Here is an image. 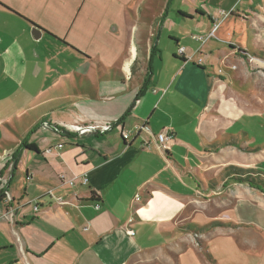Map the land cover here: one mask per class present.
<instances>
[{"label": "crops", "instance_id": "0c3cea01", "mask_svg": "<svg viewBox=\"0 0 264 264\" xmlns=\"http://www.w3.org/2000/svg\"><path fill=\"white\" fill-rule=\"evenodd\" d=\"M35 1L0 0V77L5 75V58L12 44L25 40L23 53L30 48L31 54L38 40L52 37L41 23L50 16L49 8L45 14V7L40 5L42 14L35 17L31 9ZM174 1L163 0L162 9L154 16H142L141 10L140 16L134 10L131 16H116L107 36L99 33L101 50L93 57L73 49L88 62H96L97 71L94 78L83 74L70 78L69 90L62 91L64 99L52 98L51 113L60 109L59 101H63L71 124L59 126L54 116L49 120L42 116L41 121L64 129V135L79 137L72 148H58L54 164H47L50 172L36 176L35 172L29 175L28 170L29 180H12L15 151L38 124L21 128L24 137L10 150L0 149V264H264V192L230 173L236 167L256 171L264 178V169H259L264 165H257L263 157L250 155L248 149L236 146L238 141L228 140L222 145L219 137L201 147L187 137V141L181 139L188 134L180 135L178 129L180 137L176 139L175 134L164 146L172 148L180 141L190 153L204 159L192 167L198 168L195 181L185 182L163 167L160 154L149 152L150 133L145 121L155 106L162 107L167 115L165 104L172 89L178 94L186 85L198 97L195 91L202 77L206 79V96H200L187 112L201 119L207 113L214 132H220L216 131L217 119L224 118L225 123L250 119L252 134L264 135V59L256 55L264 32V0H193L191 3L198 4L192 12L178 11L180 24L167 36L175 45L163 51L161 58L160 96L144 101L152 83L150 79L145 87L146 78L153 75L149 69L158 53L162 55L157 48V28L166 26L164 18ZM125 6L130 4L122 8ZM141 17L146 23L144 29L136 24ZM59 18L66 24L68 17ZM97 19L84 16L77 24L109 23V19ZM34 26L42 30L41 34ZM212 33L206 42L200 41ZM61 38L55 40L71 48L64 41L67 38ZM180 48H185L184 55ZM203 54L206 60L200 57ZM236 61L243 67L237 73L230 68ZM137 63L141 67L136 74ZM216 68L225 71L223 79L210 77ZM185 75L191 79H184ZM226 77L232 82L231 91L224 85ZM232 96L239 98L238 105L230 106ZM80 100L87 101L85 104L94 101L102 110L100 117L88 114L90 106L78 107ZM140 107L139 115L132 113ZM67 126L91 130L79 136ZM240 126L249 129L248 134L247 124ZM190 127L199 134L197 126ZM28 143L39 153L36 143ZM156 143L161 149L157 139ZM29 153L38 154L23 148L18 157ZM62 175L67 180L86 175L89 184L72 186L60 180ZM196 190L201 195L196 196Z\"/></svg>", "mask_w": 264, "mask_h": 264}, {"label": "rangeland", "instance_id": "374dc122", "mask_svg": "<svg viewBox=\"0 0 264 264\" xmlns=\"http://www.w3.org/2000/svg\"><path fill=\"white\" fill-rule=\"evenodd\" d=\"M192 1L193 0H175L167 9V15L164 18V22L166 20V26L163 28V25L161 26L160 24V27L157 28V48L159 51H162V55L160 52L157 57L154 58L155 60L152 66L153 75L151 77L152 83L146 92V97L143 99L144 101H148V99H151L152 96L155 95L160 96L161 87L159 86V80L161 72L163 73V70H161V58L164 54L163 51L167 52L168 48L171 49L172 46L174 47L175 45L168 42V33H174L180 24L177 20L178 11L192 12V9H194L192 7L198 4L197 2L194 5L191 3ZM48 2H46V0L35 1L32 3L34 7L31 9L34 11L33 13L36 15L35 17H37L40 13V5L45 7V14L49 8L50 16L41 23L45 25L46 28L44 29L46 32L52 34V37L44 36L38 40L37 44L33 46L34 51L31 54L30 48L28 49L29 52H25V54L23 53L22 48L26 47L25 40L12 44V49L5 58V60L7 59L6 65H4V67H6L5 75H1L0 77V149L5 151L10 150L17 143H20L22 137H24L23 129H26V127H29L28 129L33 128L35 127V124H38L34 130L32 129L33 131L31 130L32 132L28 133V140L38 145L39 153L24 154L20 158H17L16 171L12 178L13 181L18 180V178L23 182L26 179L29 180L30 178L26 177L28 170L29 175H32L35 172L36 176H41L44 172H50V167L47 164H54L52 163V159L57 156L56 151L59 150L57 145L61 144L66 149L72 148L71 145H77L78 143L77 140L79 137L71 138V136L58 133L53 128L49 129L43 127L42 123L46 120L41 121L43 117H46V119L49 120L50 117L54 116L56 118V123L59 126L67 125V123L70 122L68 120L70 116H68V114H70L68 107L62 104L63 101H59L61 108L55 110V113H51L50 110L54 109L53 107H50L51 102H53L52 98L58 97L59 99H64L62 91L63 88L69 90L67 85L69 86L68 80L70 78L76 79L79 74L88 75L90 78L95 77L97 71L95 68L96 62H88L78 55V53L74 52L73 49L88 52L90 53V55H88L93 57L91 55L101 50L99 46V38H101L99 33H103L104 36H107L106 31L109 30L108 27H112V22L116 16L121 17L126 13L131 16V10L137 12L138 16H140V10L142 16H154L158 14L163 5V0H49ZM205 2H207V0H205ZM133 3L135 4V7L131 5ZM126 4H130V7L125 6L122 8V6ZM19 5H23V3L20 2ZM24 6H21L20 8L25 9ZM60 16L68 17L66 24L62 22L64 20L59 18ZM84 16H91L92 19L102 17L104 20L109 19V23L98 25L96 24L97 22L95 23L92 21L93 23L90 24L84 22L77 24L80 18ZM144 21L145 20L141 17L140 24L138 25V23H136L137 26L144 29L146 27ZM195 35L197 36L199 33H196ZM53 36H55V38L66 37L67 40L64 41L71 45L72 49L65 46L62 42L55 40ZM259 41L261 43V48L256 55L261 59H264V32L259 38ZM20 46L21 49L18 48ZM168 53L171 55L170 51H168ZM169 55L166 57L167 60H169ZM200 57H202L203 60H206L204 54ZM0 64H3V61H0ZM138 67H141V64L140 66L139 63L136 64L134 69V73L136 74L137 69H139ZM230 68L233 71L235 70L234 72L243 70L239 61L232 64ZM39 69H42V72H38ZM223 73H225L223 69L216 68V70L210 73V77L221 78ZM241 73L244 74V72ZM110 75L112 77V73H110ZM163 78L165 79V75H163ZM186 78L191 79V77L185 75L184 79ZM178 80L180 79L178 78ZM203 80L204 84H202ZM205 80V78L203 79L202 77H199L195 91L197 92L198 97L195 95L194 90L186 85L179 90L178 94H175V92H173L174 89H172L170 93L173 97L171 96V99L168 98L165 104L167 115L164 113L162 107L155 106L145 120H148V126L146 129H148L147 131L150 133L149 152H151L152 155L155 153L160 154L159 156L163 167L174 172L178 177H182L185 182L195 181L194 175H197L198 168L192 167H195L198 164L201 165L204 159L190 153L186 144L180 141H178L176 145H173L174 147L172 146V148H170L171 146L167 148V144L166 146L160 145L161 149H159L156 139L160 133L169 132L172 134L171 142L174 140L175 134V138L177 139L182 133H187L188 135H182L181 139L187 141L188 138L190 141L201 145V147H203L202 143H206L205 141L210 139L211 142H213L218 137V142L222 145L228 140L233 143L238 141L236 146H242L244 149L250 151V155H260L264 159V135L259 136L257 134H252L250 124L253 120L229 119L226 120L225 123L224 118H220L217 119L219 125L216 129V131L220 132H214L210 128L207 113H205L203 119H201L193 116L195 114L187 112V108L197 105L200 96L201 98L202 96L205 98ZM225 80L226 83H224V85L228 91L233 90V87L232 89L230 87L232 86V82L230 83L229 81L230 78L226 77ZM84 102L87 101H77L76 105H78V107L83 105L90 106V109L86 110L89 112L87 113L94 118L100 117L99 115L102 114V110L96 106L97 104L94 101H88L90 102L88 104H85ZM238 103L239 98L232 96L230 106L238 105ZM142 108L143 107L136 108L132 113L136 112L139 115V113L142 112ZM193 109L195 110L196 108ZM182 114L184 116H182ZM224 124L228 125L225 126ZM241 124H247L250 128L248 134H246V131L249 129L246 130L245 127L242 129L240 126ZM51 125H53V123ZM186 125H188L189 128H186ZM190 126H197L199 134L195 133L193 130L195 128ZM67 128L73 129L74 127L67 126ZM178 129L180 130V135L179 133H176ZM89 130L91 129L89 128ZM215 133L218 134L215 135ZM76 134L79 136L87 135ZM222 134L229 135L224 138L221 136ZM153 138L155 139L153 140ZM50 149L52 150L50 153H44ZM249 151H247V153ZM249 158V156L245 157L247 160ZM263 159H260V162H258L257 165H264ZM259 169L262 170L264 168ZM230 173L236 177L242 176L238 177V179L251 177L255 180L264 181V178L257 175L256 171L245 172V170L243 171L239 168L233 167L231 168ZM60 174L67 173L62 172ZM67 175L71 177L69 174ZM195 192L197 196V190ZM198 194L201 195L200 193ZM262 243L264 245V238Z\"/></svg>", "mask_w": 264, "mask_h": 264}, {"label": "built area", "instance_id": "2783aa9c", "mask_svg": "<svg viewBox=\"0 0 264 264\" xmlns=\"http://www.w3.org/2000/svg\"><path fill=\"white\" fill-rule=\"evenodd\" d=\"M211 37H213V33L212 34H210L208 37H200L199 39H200V41H202L203 43L204 42H206L208 39H210ZM179 53L181 54V55H184V53H185V48H180L179 49ZM42 126L43 127H46V128H53L55 131H57V132H59L60 133V131L58 130V129H56L57 127H55V126H53V125H51L50 123H48V122H43L42 123ZM68 129H70V128H68ZM71 130H73V131H75L76 133H78V134H88L89 132H90V130H89V128H87V127H74L73 129H71ZM171 140H172V134H170L169 132H167V133H161V134H159V136L157 137V141H158V144H160V145H164V144H169L170 142H171ZM58 148H61L62 147V145H58L57 146ZM52 150L50 149V150H47L46 151V153H50ZM60 180L61 181H68V183L70 184V185H72V186H75L76 184H80V185H88L89 184V180H88V178H87V176L86 175H83V176H81V177H79V178H72V179H68L67 180V178H66V176H64V175H62L61 177H60ZM60 202H62L61 200H60ZM38 206H36L35 207V209L36 210H38ZM96 208L97 209H99L100 208V205L99 204H97L96 205ZM12 217H13V214L11 215Z\"/></svg>", "mask_w": 264, "mask_h": 264}, {"label": "trees", "instance_id": "16d2710c", "mask_svg": "<svg viewBox=\"0 0 264 264\" xmlns=\"http://www.w3.org/2000/svg\"><path fill=\"white\" fill-rule=\"evenodd\" d=\"M54 38H55V36H53ZM154 50V49H153ZM151 72H152V70H151V67H150V69H149V73H150V75H151ZM150 79H151V77L150 76H148L147 78H146V80H145V87H146V85H148L149 84V81H150ZM143 94V92H141V93H139V96H141ZM128 113V112H127ZM122 121V120H121ZM121 121L119 122V124L121 123ZM55 127H57V126H55ZM56 129H58L59 131H60V133L61 134H64L65 133V131H64V129H62V128H60V127H57ZM34 130V129H33ZM32 130V131H33ZM32 131H30V132H32ZM28 135L23 139V141H22V143H21V145L19 146V148L17 149V151H15V154H14V156H13V160H15V159H17L18 158V154H19V152H20V150L21 149H23V148H25V149H27L28 151H30V152H34V153H38V149L36 148V146H34V145H29V143H28ZM9 166L7 165L6 167H5V169H7ZM1 175H2V172H1ZM241 181H243V182H246V183H248L251 187H253L255 190H258V191H261V192H264V181L262 182L261 180H255L254 178H251V177H246V178H244V179H240ZM2 193H3V190H1L0 191V201H1V199H2ZM95 194L93 193V196H94ZM94 199V198H93ZM39 203V202H38Z\"/></svg>", "mask_w": 264, "mask_h": 264}, {"label": "water", "instance_id": "95a60500", "mask_svg": "<svg viewBox=\"0 0 264 264\" xmlns=\"http://www.w3.org/2000/svg\"><path fill=\"white\" fill-rule=\"evenodd\" d=\"M34 28H35V31H37L38 33H40L41 34V29L39 28V27H37V26H34Z\"/></svg>", "mask_w": 264, "mask_h": 264}]
</instances>
